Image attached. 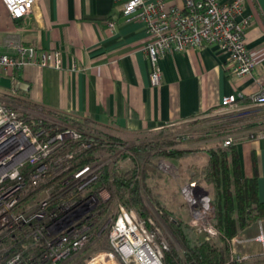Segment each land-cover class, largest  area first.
<instances>
[{
    "label": "crops",
    "instance_id": "obj_1",
    "mask_svg": "<svg viewBox=\"0 0 264 264\" xmlns=\"http://www.w3.org/2000/svg\"><path fill=\"white\" fill-rule=\"evenodd\" d=\"M121 1L34 0L20 18H11L0 1L2 49L10 51L14 42L57 49L61 63L21 65L12 79L18 87H0V97L38 121L62 127L76 119L129 144L171 137L182 140L179 147L205 148L229 139L242 175H256L258 198L264 200V104H247L264 88V0H241L239 17H248L245 45L254 60L247 74H231L227 53L204 44L160 55L155 86L149 83L150 63L142 48L144 25L125 19ZM229 93L242 95L236 103L243 108L217 110ZM201 158L187 159L186 169ZM258 224L264 232V219ZM258 224L243 236L256 234ZM237 248L250 255L244 264L264 261V243L248 240Z\"/></svg>",
    "mask_w": 264,
    "mask_h": 264
},
{
    "label": "built area",
    "instance_id": "obj_2",
    "mask_svg": "<svg viewBox=\"0 0 264 264\" xmlns=\"http://www.w3.org/2000/svg\"><path fill=\"white\" fill-rule=\"evenodd\" d=\"M0 1L11 18L27 15L34 2ZM240 11L241 0H180L178 5L164 0L121 1L125 19H138L144 25L142 48L149 59L152 86L159 83L160 55L204 44H214L227 53L225 65L231 74H247L254 60L245 45L248 17H239ZM25 63L59 67L60 53L19 42H14L10 51L0 45L4 76L12 80ZM241 97L239 93L224 95L217 110L242 109L236 103ZM247 104H264V88L251 94ZM32 122L0 97V264H163L168 244L153 221L142 218L132 207L114 203L106 186L92 189L103 166L125 146L81 163L92 147L83 129L66 125L51 133L44 126L34 129ZM229 141L225 139L224 144ZM193 184L184 183L183 193ZM184 195L189 224L197 232L218 237L219 231L211 224L209 197L193 190ZM258 227L250 238L235 234L226 239L229 262L250 258L238 251V244L248 240L264 243V232L260 224ZM97 240L98 248L87 251Z\"/></svg>",
    "mask_w": 264,
    "mask_h": 264
},
{
    "label": "trees",
    "instance_id": "obj_3",
    "mask_svg": "<svg viewBox=\"0 0 264 264\" xmlns=\"http://www.w3.org/2000/svg\"><path fill=\"white\" fill-rule=\"evenodd\" d=\"M21 116L31 118L25 114ZM31 119L34 129L44 126L51 133L60 130V127ZM72 125L83 129L84 136L92 142V147L80 159L81 163L116 151L120 145L125 146L103 166L92 183V189L106 186L114 203L132 207L144 219L149 217V211L143 195L148 197L174 239L168 242L163 252V264H244V261H228L226 239L235 234L246 236L254 230L264 219V200L258 198L256 175H242L235 144L179 147L176 145L182 140L171 137L129 144L96 127L81 125L76 119H72ZM95 150L104 153L97 154ZM196 154L202 156L201 161L189 164L190 174L185 181L207 191L213 208L211 224L219 231L218 237L197 232L188 219L182 220L177 210L167 209L154 189L152 179L160 174L157 159H177Z\"/></svg>",
    "mask_w": 264,
    "mask_h": 264
},
{
    "label": "rangeland",
    "instance_id": "obj_4",
    "mask_svg": "<svg viewBox=\"0 0 264 264\" xmlns=\"http://www.w3.org/2000/svg\"><path fill=\"white\" fill-rule=\"evenodd\" d=\"M156 138H151L150 140ZM144 141H149V140H144ZM94 152H96L97 154L104 153L102 150H97V151L95 150ZM191 157L183 156L177 159L174 158L157 159L158 162L157 164L160 169V174L156 175V177L152 179V181L155 183L154 189L156 191L158 199L161 202H163V204L167 209L171 211L177 210L178 214L181 216L183 221L187 219L188 221H190V211L186 202V196L184 195L185 192L183 193L182 187L183 184L186 183L185 180L190 174L189 165L187 166L186 169V161ZM199 159L197 160V163ZM189 193L190 192H188V194ZM143 200L149 211V217L147 218H150L153 221V224L159 228V230L161 231V235H163V236L160 235V238L166 240L167 244L169 241L173 242L174 241L173 236L170 234L164 221H162L160 217V213L157 211L158 209H156L155 206L152 204V202L148 200L147 196L143 195ZM200 205L201 202L199 201L198 206ZM257 230H259V227H257ZM99 243H100L99 240L92 242L88 246L87 251L98 248Z\"/></svg>",
    "mask_w": 264,
    "mask_h": 264
},
{
    "label": "water",
    "instance_id": "obj_5",
    "mask_svg": "<svg viewBox=\"0 0 264 264\" xmlns=\"http://www.w3.org/2000/svg\"><path fill=\"white\" fill-rule=\"evenodd\" d=\"M13 84L14 87H18L19 83H12V80L9 77L0 75V87L9 89L11 87V85ZM191 186V190L193 191H199L203 196H205L206 198H208V194L206 190H203L200 186L193 184V185H189ZM209 199V198H208ZM212 208V206H211ZM213 210V208H212Z\"/></svg>",
    "mask_w": 264,
    "mask_h": 264
},
{
    "label": "bare ground",
    "instance_id": "obj_6",
    "mask_svg": "<svg viewBox=\"0 0 264 264\" xmlns=\"http://www.w3.org/2000/svg\"><path fill=\"white\" fill-rule=\"evenodd\" d=\"M185 191V194H188V192H190L191 190H189L188 188H186V189H184ZM189 190V191H188ZM187 196H189V194L187 195ZM202 207H205V202L203 201L202 202Z\"/></svg>",
    "mask_w": 264,
    "mask_h": 264
}]
</instances>
